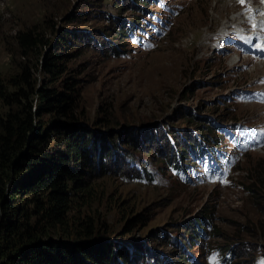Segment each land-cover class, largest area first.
Masks as SVG:
<instances>
[{
    "label": "rangeland",
    "instance_id": "1",
    "mask_svg": "<svg viewBox=\"0 0 264 264\" xmlns=\"http://www.w3.org/2000/svg\"><path fill=\"white\" fill-rule=\"evenodd\" d=\"M238 1L151 0L146 12L137 13L119 11V0H0V78L7 82L25 67L30 68L39 88L48 82L46 59L61 52L57 83L70 80L69 77L77 80L79 105L85 111L84 122L88 126L96 121L110 123L108 130L122 129L123 134L129 125L163 128V122L174 116L175 111L190 108L202 116L216 115L225 123L223 128L228 127L226 132L238 130L255 137L264 133V95L248 94L251 102L247 103L242 99L245 94L239 90L253 85L259 92L264 91V64L243 65L236 57L216 56L211 49L214 31L223 26L233 29V25H243L247 23V15H261L264 9L262 0H257V6L249 13L243 10L231 20L240 10ZM79 10L89 17L71 20ZM96 10L100 13H95ZM106 12L124 18L134 14L140 19L134 21V28L123 38L114 37L118 46L112 52L102 54L74 40L64 44L60 39L65 32L80 33L97 23L109 25L114 18L107 17ZM100 19L104 20L97 21ZM243 27L253 30L250 25ZM29 30L40 33L42 41L48 42L33 46L25 54L17 36ZM227 33L233 38L232 33L228 30ZM110 35L113 37L111 32ZM34 101L35 104L37 98ZM7 109L0 102V113ZM52 118L50 114L41 116L44 125ZM240 120L247 123L242 129L237 125ZM169 125L196 127L195 122L187 124L182 118ZM204 125L203 130H197L201 137L213 136L214 140L218 136L222 144L216 146H221L223 151L231 149L227 159H222L219 153L213 158L221 159L226 167L229 176L223 184L184 182L164 160L153 162L152 158L138 153L133 158L136 167L139 161H145L151 178L104 176L94 180L96 201L85 208V213L108 232L122 233L130 226L140 236L164 224L177 234V223L206 208L217 231L212 229L210 234L202 233L196 238L187 263L244 264L245 256L236 258L222 248L235 241H247L258 244L253 249L255 264H264L261 254L264 251V148L237 156L233 138H224L222 126L212 122L210 131ZM194 158V152H189L188 159L194 161ZM218 232L221 236H216Z\"/></svg>",
    "mask_w": 264,
    "mask_h": 264
},
{
    "label": "trees",
    "instance_id": "2",
    "mask_svg": "<svg viewBox=\"0 0 264 264\" xmlns=\"http://www.w3.org/2000/svg\"><path fill=\"white\" fill-rule=\"evenodd\" d=\"M127 1L119 0V11L126 9ZM86 17L89 15L79 10L71 20ZM121 20H110L105 26L97 23L80 33L65 32L60 39L64 44L74 40L108 54L118 46L114 37L121 39L131 30ZM17 38L25 54L48 42L33 30L19 33ZM60 57L61 52H56L46 59L48 82L39 88L30 68L7 82L0 78V102L8 108L0 113V264H190L180 241L192 246L204 229L202 223L212 219L206 208L177 223L176 237L166 224L140 236L130 226L122 233L108 232L88 217L85 208L96 201L93 181L98 178L150 176L145 161L136 167V154L178 167L199 141L188 129L175 133L170 128L129 125L123 134L122 129L108 130L110 123L96 121L88 126L79 105L77 80L69 77L57 83ZM193 112L175 111L163 124L170 126L182 118L202 129L208 119ZM44 114L53 117L47 125L41 119ZM257 245L235 241L222 249L236 258L245 256L244 264H254ZM261 254L264 257V251Z\"/></svg>",
    "mask_w": 264,
    "mask_h": 264
},
{
    "label": "bare ground",
    "instance_id": "3",
    "mask_svg": "<svg viewBox=\"0 0 264 264\" xmlns=\"http://www.w3.org/2000/svg\"><path fill=\"white\" fill-rule=\"evenodd\" d=\"M252 1H256V0H252ZM262 3H264V0H262L261 1ZM238 7H240V6H238ZM251 8L252 7H250L249 5H247V3H244L239 9V11H238V14H240L243 10L245 11H247V13H249V11L251 10ZM243 11V12H244ZM244 13H246V12H244ZM238 14H234V17H236ZM261 15H263L264 14V9L261 11V13H260ZM259 15V14H258ZM246 22H248V21H250V18L248 17L246 20H245ZM257 29H259V30H261V29H263L264 30V28H262L261 26H259V25H257ZM258 76V75H257ZM256 79V78H255ZM248 81V80H247Z\"/></svg>",
    "mask_w": 264,
    "mask_h": 264
}]
</instances>
